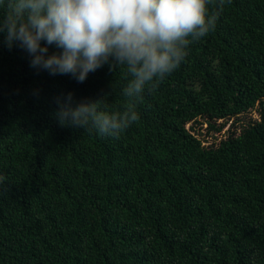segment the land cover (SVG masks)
<instances>
[{
  "label": "trees",
  "instance_id": "obj_1",
  "mask_svg": "<svg viewBox=\"0 0 264 264\" xmlns=\"http://www.w3.org/2000/svg\"><path fill=\"white\" fill-rule=\"evenodd\" d=\"M2 41L0 264H264V0H225L119 139L53 114L68 93L121 108L123 69L77 83ZM256 106L217 145L195 136Z\"/></svg>",
  "mask_w": 264,
  "mask_h": 264
},
{
  "label": "clouds",
  "instance_id": "obj_2",
  "mask_svg": "<svg viewBox=\"0 0 264 264\" xmlns=\"http://www.w3.org/2000/svg\"><path fill=\"white\" fill-rule=\"evenodd\" d=\"M230 2V0H229ZM225 0H0V34L31 58L29 66L83 83L107 65L123 69L122 107L110 109L106 93L75 103L58 101L61 127L119 139L138 123V103L154 93L188 55V46L216 28ZM43 42V46H42ZM54 45L59 53L47 55ZM5 177L0 173V187Z\"/></svg>",
  "mask_w": 264,
  "mask_h": 264
},
{
  "label": "rangeland",
  "instance_id": "obj_3",
  "mask_svg": "<svg viewBox=\"0 0 264 264\" xmlns=\"http://www.w3.org/2000/svg\"><path fill=\"white\" fill-rule=\"evenodd\" d=\"M258 106L255 107L252 111L248 113L238 116L236 119H230L227 122L218 121L217 124H223V127L220 129L219 132L206 134V124L203 123L202 125H193L196 130H199V134H195L197 138L201 140V144L205 147L209 145H217L218 142L224 139L227 135V131L230 130L236 134L239 132V127L245 126L246 124L253 123L258 121ZM234 127L232 128V126ZM190 124H186V128L188 129Z\"/></svg>",
  "mask_w": 264,
  "mask_h": 264
}]
</instances>
